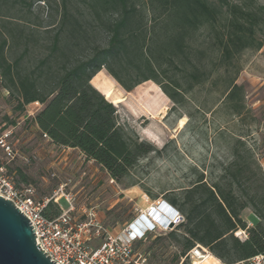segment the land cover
Here are the masks:
<instances>
[{
  "label": "trees",
  "instance_id": "16d2710c",
  "mask_svg": "<svg viewBox=\"0 0 264 264\" xmlns=\"http://www.w3.org/2000/svg\"><path fill=\"white\" fill-rule=\"evenodd\" d=\"M249 1L250 7L231 0H60L58 21L41 32L25 23L0 22V88L15 113L41 105L31 118L41 137L78 150L120 182L155 150L118 124L114 102L92 86L93 77L105 70L128 93L151 81L182 106L185 100L173 71L183 72L191 64L192 71L183 76L190 80L188 89L205 77L189 61L196 33L210 28L225 60L263 46L264 5L253 9ZM256 31H262L263 40L256 39ZM243 146L237 140L233 161L216 180L208 183L199 174L188 188L165 196L184 222L163 237L136 243L147 261L177 264L195 245L214 257L209 264L264 256V173L249 151L239 152ZM246 209L256 217L254 225L243 220ZM60 212L51 200L43 214L53 219ZM237 231L246 238L234 237ZM169 246L179 251L168 254Z\"/></svg>",
  "mask_w": 264,
  "mask_h": 264
},
{
  "label": "rangeland",
  "instance_id": "374dc122",
  "mask_svg": "<svg viewBox=\"0 0 264 264\" xmlns=\"http://www.w3.org/2000/svg\"><path fill=\"white\" fill-rule=\"evenodd\" d=\"M231 1L250 7L249 0ZM262 5L264 0H253V9ZM59 15L60 0H0L1 23H25L41 32L55 24ZM261 26L264 31V22ZM255 36L263 40L262 31H256ZM19 52L20 48L16 54ZM29 60L34 63L33 56ZM189 61L198 65L205 77L188 89L190 80L183 76L192 71L191 64H185L183 72L173 71L185 100L182 106L166 103L159 91L147 90L144 83L125 92L105 70L91 80L94 88L114 102L118 124L155 150L120 182L78 150L58 147L41 137L31 122L36 107L27 106L22 114L13 112L8 94L0 88V139L12 152L7 156L0 145L5 175L18 189L32 186L37 199L56 198L62 188L72 199V215L77 221H84L85 214L94 210L104 226L116 233L147 201L180 193L199 174L208 183L216 180L233 161L237 140L244 145L239 152L247 155L249 151L250 160L264 173V42L259 50L245 49L225 60L216 34L204 28L191 40ZM59 203L66 209L64 197ZM242 218L251 225L257 221L250 209L242 212ZM164 235H150L146 242ZM178 251L169 246L166 253ZM147 263L171 264L167 259H149Z\"/></svg>",
  "mask_w": 264,
  "mask_h": 264
},
{
  "label": "built area",
  "instance_id": "2783aa9c",
  "mask_svg": "<svg viewBox=\"0 0 264 264\" xmlns=\"http://www.w3.org/2000/svg\"><path fill=\"white\" fill-rule=\"evenodd\" d=\"M0 145L6 155L11 156L10 147L2 138ZM59 192L61 195L53 199H37L32 186L16 188L0 166V197L11 201L29 220L36 244L54 264H147V256L136 249V243L145 241L150 235L171 231L184 222L183 215L164 199L148 202L145 196L146 207L136 210L137 215L113 233L94 210L85 214L84 221H77L72 215V199L62 193V188ZM61 197H64L66 209L59 203ZM51 200L58 204L61 212L56 218L47 219L43 213ZM233 235L239 240L246 238L244 231ZM209 256L207 248L195 245L177 264H209L206 262ZM235 264H264V256L257 255Z\"/></svg>",
  "mask_w": 264,
  "mask_h": 264
},
{
  "label": "water",
  "instance_id": "95a60500",
  "mask_svg": "<svg viewBox=\"0 0 264 264\" xmlns=\"http://www.w3.org/2000/svg\"><path fill=\"white\" fill-rule=\"evenodd\" d=\"M30 224L11 201L0 197V264L55 263L39 249Z\"/></svg>",
  "mask_w": 264,
  "mask_h": 264
},
{
  "label": "crops",
  "instance_id": "0c3cea01",
  "mask_svg": "<svg viewBox=\"0 0 264 264\" xmlns=\"http://www.w3.org/2000/svg\"><path fill=\"white\" fill-rule=\"evenodd\" d=\"M92 81H93V79H92ZM91 83H92V82H91ZM92 85H93V84H92ZM148 85H153L152 87H154V88H151V87L149 88ZM144 86H145V88H146L147 90H153V91H156V90H155V88H156V89H158V90L160 91L159 87H158L157 85H155V84H154L153 82H151V81L145 82V83H144ZM163 95H164V94H163ZM162 98L166 101V103H169V102H170V100H169L165 95L162 96ZM30 106H35V107H36L34 113H35L36 111H38L39 109H41V105L38 104V103L30 104L29 107H30ZM164 108H166V105H164ZM248 225H251V224H248Z\"/></svg>",
  "mask_w": 264,
  "mask_h": 264
},
{
  "label": "bare ground",
  "instance_id": "6f19581e",
  "mask_svg": "<svg viewBox=\"0 0 264 264\" xmlns=\"http://www.w3.org/2000/svg\"><path fill=\"white\" fill-rule=\"evenodd\" d=\"M155 90L159 91V90H158V89H156V88H155ZM159 92H160L161 96H164V95H163V93H162L161 91H159ZM209 258H212V259H214V257H213L212 255H210V256H209ZM209 258H208V259H209Z\"/></svg>",
  "mask_w": 264,
  "mask_h": 264
}]
</instances>
